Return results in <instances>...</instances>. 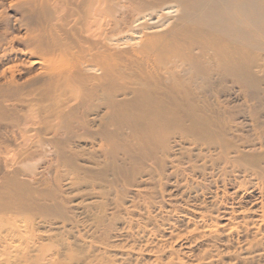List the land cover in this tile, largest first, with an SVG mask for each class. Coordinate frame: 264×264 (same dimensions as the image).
<instances>
[{
  "label": "bare ground",
  "instance_id": "bare-ground-1",
  "mask_svg": "<svg viewBox=\"0 0 264 264\" xmlns=\"http://www.w3.org/2000/svg\"><path fill=\"white\" fill-rule=\"evenodd\" d=\"M217 84L245 100L220 111ZM172 152L264 186V0H0V244L12 211L72 222L63 177L102 196L145 162L170 178Z\"/></svg>",
  "mask_w": 264,
  "mask_h": 264
},
{
  "label": "rangeland",
  "instance_id": "rangeland-1",
  "mask_svg": "<svg viewBox=\"0 0 264 264\" xmlns=\"http://www.w3.org/2000/svg\"><path fill=\"white\" fill-rule=\"evenodd\" d=\"M211 89L228 96L216 100V107L226 114L230 101L238 106L245 100L229 84ZM252 133L243 130L231 142L244 145ZM89 152L103 161L98 149ZM174 153L165 167L168 176L175 173L170 178L148 175L152 165L145 162L140 174L109 186L102 196L99 186L77 187L63 177L59 187L69 202L72 222L10 212L6 217L14 227L12 237L0 244V264H264V260L245 263L244 251L239 255L242 248L264 250V186L259 187L253 177L212 171L213 154L201 163L206 169L203 179ZM79 163L94 171L102 167L97 162ZM57 171L66 173L62 167ZM48 180L54 187V173ZM6 229L0 231L1 238ZM229 230L226 242L222 231Z\"/></svg>",
  "mask_w": 264,
  "mask_h": 264
}]
</instances>
